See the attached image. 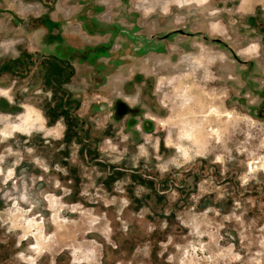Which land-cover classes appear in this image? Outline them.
I'll use <instances>...</instances> for the list:
<instances>
[{"label": "rangeland", "instance_id": "1", "mask_svg": "<svg viewBox=\"0 0 264 264\" xmlns=\"http://www.w3.org/2000/svg\"><path fill=\"white\" fill-rule=\"evenodd\" d=\"M259 7L0 0V264H264Z\"/></svg>", "mask_w": 264, "mask_h": 264}, {"label": "flooded vegetation", "instance_id": "2", "mask_svg": "<svg viewBox=\"0 0 264 264\" xmlns=\"http://www.w3.org/2000/svg\"><path fill=\"white\" fill-rule=\"evenodd\" d=\"M235 1V0H234ZM241 3V2H240ZM260 8V7H259ZM261 9V11H263L264 9L263 8H260ZM14 11V10H13ZM261 11H259V12H257V16L255 17V19L253 20V19H250V20H248L247 19V22L249 23V24H251L252 25V23H250V22H255L256 21V23H258V24H260L259 26H261V27H263L264 28V15H263V17H261L262 15L260 14L261 13ZM15 12V11H14ZM16 13V12H15ZM262 28V29H263ZM263 34H264V32H263ZM217 43H221V41H219V42H217ZM222 44V43H221ZM234 56V58H235V60L237 61V62H239V60H238V58H237V55H233ZM45 59V58H44ZM246 62L247 61H243V64H246ZM64 81H62V83H63ZM118 110H119V114H122L124 111H125V109L124 108H118Z\"/></svg>", "mask_w": 264, "mask_h": 264}, {"label": "water", "instance_id": "3", "mask_svg": "<svg viewBox=\"0 0 264 264\" xmlns=\"http://www.w3.org/2000/svg\"><path fill=\"white\" fill-rule=\"evenodd\" d=\"M0 13L2 14H8L11 15L13 18L16 19V22H18L19 24H24V20L23 18H20L16 15V13L12 10V9H2L0 8ZM181 33V32H180ZM163 38H167V36L165 35ZM203 38L208 39L207 36H203ZM220 39H215L214 42H219ZM118 108H124V104H118Z\"/></svg>", "mask_w": 264, "mask_h": 264}, {"label": "bare ground", "instance_id": "4", "mask_svg": "<svg viewBox=\"0 0 264 264\" xmlns=\"http://www.w3.org/2000/svg\"><path fill=\"white\" fill-rule=\"evenodd\" d=\"M10 10V9H9ZM17 15V14H16Z\"/></svg>", "mask_w": 264, "mask_h": 264}]
</instances>
